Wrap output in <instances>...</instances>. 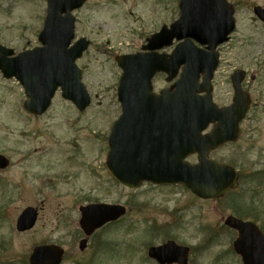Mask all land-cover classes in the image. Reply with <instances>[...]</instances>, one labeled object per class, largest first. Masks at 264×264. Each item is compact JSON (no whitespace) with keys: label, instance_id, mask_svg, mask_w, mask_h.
<instances>
[{"label":"rangeland","instance_id":"obj_1","mask_svg":"<svg viewBox=\"0 0 264 264\" xmlns=\"http://www.w3.org/2000/svg\"><path fill=\"white\" fill-rule=\"evenodd\" d=\"M177 1L90 0L73 13L75 38L90 41L76 62L91 97L83 113L57 91L48 111L33 117L23 110L18 82L0 74V154L10 160L0 170V264H27L32 248L41 244L59 247L62 264H153L145 246L171 238L192 248L189 264H241L230 249L236 234L223 225L232 214L228 200L203 201L181 186L142 184L132 190L105 170L106 139L120 115L116 88L121 71L114 57L139 51L148 36L176 20ZM228 2L235 8L236 29L219 50L213 98L220 106L231 101L229 78L241 69L247 74L243 89L255 105L238 141L209 157L232 164L241 181L259 173L251 188L258 194L256 224L264 231V24L252 13L254 6L264 7V0ZM45 10L46 0H0V45L15 53L39 45ZM250 75L256 76L253 82ZM166 86L164 75L154 77L155 92ZM90 203L122 205L127 213L96 232L80 252L78 207ZM26 207L38 211L37 221L32 229L17 232V217Z\"/></svg>","mask_w":264,"mask_h":264},{"label":"water","instance_id":"obj_2","mask_svg":"<svg viewBox=\"0 0 264 264\" xmlns=\"http://www.w3.org/2000/svg\"><path fill=\"white\" fill-rule=\"evenodd\" d=\"M87 1L47 0L38 36L42 47L14 56L12 49L0 45V72L22 86L26 97L23 107L28 113L42 115L59 89L61 97L79 112L89 106L90 97L81 83L82 72L75 64L89 42L82 38L70 46L75 29L72 12ZM178 9V19L147 38L141 52L115 57L122 71L117 88L122 112L108 138L105 166L119 183L129 188H137L142 182L179 184L203 200L219 198L233 187L235 170L210 160L208 154L236 140L238 124L250 105L249 95L240 88L242 71H235L231 77L235 92L231 106L217 108L210 95V81L218 64L216 48L227 42L234 31V9L227 0H179ZM253 12L264 23V8L255 7ZM174 41L178 44L171 54L158 53ZM180 69L173 87L159 95L152 92L155 74L165 73L169 82ZM201 93L206 95H198ZM211 123V132L202 136ZM191 154L197 155L195 165L184 161ZM8 165V159L0 155V169ZM79 211V226L86 237L80 241V251L94 231L125 214L122 206L106 204L87 205ZM36 218V210L26 208L17 218L16 230H30ZM224 224L237 232L232 248L242 264H264L261 231L233 216H228ZM188 252V248L168 241L149 248L148 256L158 264H187ZM61 256L57 247L36 246L29 264H60Z\"/></svg>","mask_w":264,"mask_h":264},{"label":"trees","instance_id":"obj_3","mask_svg":"<svg viewBox=\"0 0 264 264\" xmlns=\"http://www.w3.org/2000/svg\"><path fill=\"white\" fill-rule=\"evenodd\" d=\"M253 180V175L251 176V179L248 177V179H244L242 181L239 178L236 187H241L240 190L238 192H236V190L232 191L226 197L228 199V207L233 214L239 218H250L256 221L257 218L254 215V211L257 207L254 203L257 193L254 195L251 185L248 186V184L252 183Z\"/></svg>","mask_w":264,"mask_h":264},{"label":"flooded vegetation","instance_id":"obj_4","mask_svg":"<svg viewBox=\"0 0 264 264\" xmlns=\"http://www.w3.org/2000/svg\"><path fill=\"white\" fill-rule=\"evenodd\" d=\"M255 77H256V76H253V79H252L251 81H254V80H255ZM243 83H245V81H244ZM243 83H242V84H243ZM212 93H213V92H212ZM227 104H228V103H227ZM227 104H224V106L227 105Z\"/></svg>","mask_w":264,"mask_h":264}]
</instances>
